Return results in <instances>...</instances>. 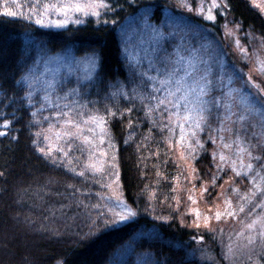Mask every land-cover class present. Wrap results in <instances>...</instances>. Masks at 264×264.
<instances>
[{
	"label": "trees",
	"instance_id": "obj_1",
	"mask_svg": "<svg viewBox=\"0 0 264 264\" xmlns=\"http://www.w3.org/2000/svg\"><path fill=\"white\" fill-rule=\"evenodd\" d=\"M173 1L106 0L109 7L100 9L98 17L88 15L79 23L50 28L20 14L24 4L32 5L35 0H17L21 3L18 9L9 0H0V113L4 114L0 124L3 119L12 121L7 134L0 136V264H108L132 239L136 229L153 232L151 236L140 235L131 249L152 256L154 264L177 262L183 257L185 264H214L218 260L217 233L201 226L182 225L170 209L180 182L181 165L167 160L168 142L157 133L162 127L157 121L159 113L146 114V100L142 103L128 92L124 96L118 91L123 90L129 78L120 27L126 20L139 17L142 6L150 7L151 17L159 22ZM5 6L19 15H3ZM215 17L212 21L198 18V23L219 37L224 23L230 20L242 32L258 34L264 45V15L248 0H221ZM34 45L51 52L70 49L78 56L96 54L97 68L88 90L96 98V107L116 113L106 125L115 145L120 194L137 213L130 221L105 226L115 218L113 212L99 213L93 190L82 176L39 153L32 143L31 109L24 104L25 87L16 81L30 68ZM229 56L246 72L247 66L236 54ZM251 77L255 84L264 87V75ZM249 89H253L252 85ZM143 90L149 94L146 87ZM212 96H221V92L214 90ZM127 108H132V112L124 111ZM232 111L234 114L224 119L226 112L221 101L219 108L212 107V116L202 125L203 131L197 130L196 137L186 134L195 151L186 148L194 173L185 185L207 208L219 199L222 185L248 187L243 176L235 178L231 169L217 159L219 152L238 158L233 142L236 133L253 157H264V145L257 143L264 137L260 117L241 122L237 109ZM221 120L226 129L223 132ZM166 138L169 140V136ZM196 139L200 144L195 143ZM225 143L232 147L224 148ZM256 163L261 167L264 159ZM150 198L161 205L156 211L149 209ZM164 206L169 209L164 211ZM133 223L135 228L127 226ZM186 249L193 250L195 256L188 257ZM257 254L264 261V245Z\"/></svg>",
	"mask_w": 264,
	"mask_h": 264
},
{
	"label": "rangeland",
	"instance_id": "obj_2",
	"mask_svg": "<svg viewBox=\"0 0 264 264\" xmlns=\"http://www.w3.org/2000/svg\"><path fill=\"white\" fill-rule=\"evenodd\" d=\"M248 1L264 15V0ZM9 2L13 3V0H9ZM44 2L45 0H41V4ZM183 2L191 4L192 11H189L186 7H180L179 5ZM215 2L219 5L221 0H215ZM212 3L213 0H174L173 4H171V9L166 8L164 10L159 22L153 20L151 12L126 20L119 29L121 49L128 66L129 74L126 84L122 86L123 90L138 99L139 97L137 94H142L145 97L150 94L163 96V92L153 93L152 89L147 86L151 84V81H147V78L142 77L140 73L147 71L149 75H157L155 68H149V59L155 61L156 67H162L163 65L160 63L161 58L169 54L174 55V49L179 46L182 50V55L187 54L184 50L191 48L199 49L200 52L203 53L202 59L209 60L214 77L223 76V83L227 85V87H220L219 83H216L214 80V90L221 92V95L226 92L228 88H239L244 92H248V88L251 87V84L247 83L248 77L251 75H264L258 70V65L256 64L257 56H259L261 60H264V46H262V40L256 33L242 32L240 27H237V24L230 20L224 23L222 34L219 35V37L213 34L207 27L201 26L200 22L198 23V18L202 17L204 19V16L197 13V7L202 5L204 14L206 15ZM19 4L21 5V3ZM30 6L31 5L24 4L20 8V14L28 18ZM172 9L175 10V12H173ZM215 9L216 8L212 9V14L214 16ZM84 17L86 16L81 13H70L67 22L82 21ZM37 18L36 16L32 17L34 22ZM48 19L55 21L63 20L64 17L56 13H51L46 17V21ZM146 23L155 26L165 33V36L159 39V43H157L158 38L154 37L150 29L146 27ZM39 26L50 28L62 27V25L55 26L51 24ZM229 30H232L231 34H229ZM237 40L239 41L238 45L236 43ZM226 45L228 48H225ZM241 48H243L244 51H241ZM154 49L156 51H154ZM33 53L30 67L34 69L38 80L36 84L33 85L32 89L28 88L27 83H21L25 87V92L32 91L33 104L29 105L26 98H23V100L24 104L28 105L31 109V127L34 133V140L37 141L35 144L36 148H44L47 151V149L51 147L52 151L50 153L46 154L40 151L39 153H42L53 162L64 165L79 175L82 171L84 172L82 179L89 184L93 190V197L96 199L95 207L99 210L100 214L113 211L119 212L120 209L115 206L116 200L113 193L119 195L123 203H126L119 191L115 145L111 139L107 125L105 124L103 131L91 124L87 126L82 125L84 129L83 135L89 136L94 141L91 146L85 144L82 139L73 137L62 136L57 139L55 134V129L60 128L61 117H57L53 115V113L57 111H66L67 109H65L63 105L68 101H76L77 104L81 105L82 107L75 109V111H82L85 113V116L91 111L105 116V121L110 117L105 115L106 109L102 110L94 105L97 103L95 100L96 98L89 94L88 89L92 88L90 83H93L95 72L91 79H83L87 73V69L84 68L83 62L86 61L91 54L78 56L70 49L60 52H51L46 51L42 45L34 48ZM230 54H236V56L241 59L242 63L247 66L246 72L232 62L229 56ZM53 58H59V60L54 61ZM46 61L51 62L46 63ZM76 61H81V64L77 66ZM69 64L73 68L71 74H69L68 68L66 67V65ZM221 64L224 66L223 73L220 71ZM200 67L202 69L203 65L201 64ZM54 74L55 80L59 83V86L56 87L55 91L48 92L51 102H47L44 100L45 90H47L46 82L53 80ZM241 74H243L242 79ZM229 75L233 76L232 84H228ZM157 86L159 85L157 84ZM144 87L148 89L149 94L143 90ZM72 88H79L80 95H69L67 101L56 99L57 95L63 97L64 94ZM252 90L255 89L253 88ZM145 100L147 104L155 103V101L150 102L147 99ZM56 104H60V108H56ZM41 105H44V107L41 108ZM165 107L166 106H161V110L158 112L159 114H157V121L162 126L157 133L160 136L162 135L163 141L168 142V148L166 149L167 160L177 163L178 166V162H180L181 165V167L179 166L181 178L179 179L180 182H177L178 188L174 192V205L170 207L171 211L178 216L177 218H180L182 225L195 227L196 223H199L201 227L212 229L217 233L219 246L218 260L214 262V264H264V261L259 258L257 254L258 248L264 245V241H261L258 236L259 226L254 230L257 236L255 241L251 244L248 243L247 239L250 230L244 228L245 223H250L256 216L264 214V206H262L260 208H255V212H253L252 216L248 215L252 208L255 207L254 200H257L256 204H260L261 201H264V195L257 193L256 197L249 203H245L240 199V197L244 196L246 193L250 194V189L254 191L252 187L253 177L259 180V176H256V173L260 172L261 175H264L263 169L259 167L256 160L253 159L249 161L248 156L245 155L243 156L244 164L246 165L249 162L253 163V169L245 173L241 168L240 159L227 156L223 153L227 158L225 161H221L223 165H227L231 169L235 178L237 177L235 172H241V176L246 179L248 187L240 188L235 184L222 185V187L219 188V199L214 203V206L207 208L204 204L202 205L197 199L198 197L190 191L187 185H185V182H187L194 173V168L189 163L190 153L186 151L188 142L183 144L180 143V129L178 126L175 127L174 133L169 132L168 128L164 127L165 119H167L166 117L168 115V113L164 111ZM233 109L235 110V108ZM33 113H36V115L33 116ZM50 124L54 125V129L51 132L48 131ZM88 127L95 128V131L89 133L87 131ZM187 127L188 125L186 124L185 128L187 129ZM65 130H70V126H65ZM36 133H41V135L37 136ZM45 134L49 136V140L44 139ZM101 136L104 138L102 144L100 143ZM167 136H169V140L166 138ZM69 144L72 146L68 147ZM92 152H95L94 156H91ZM102 152L107 153V155L102 156ZM181 153H183V158H181ZM220 154L221 152L217 154V159L219 161ZM90 159L95 161L98 166L102 167V171L94 172L91 168L86 167ZM232 161H236L235 169H233ZM109 185H111V187H109ZM260 186L261 190L264 191V182H261ZM101 188H104V190L99 191ZM189 196H191L192 199H189ZM226 199L231 201L230 205L225 204ZM193 200H195V203H193ZM148 204L150 205L149 209L154 211L157 210L158 205L161 206L160 203L158 204L152 198L148 200ZM241 204H244L245 207L243 213H239L238 211ZM193 208L198 209L201 213L199 221L196 220L195 212L190 211V209ZM163 209L165 211L168 210L169 207L164 206ZM226 209L227 211L236 210L238 214L234 216H227L225 214L222 215L219 220L215 219V213L217 211L223 213ZM204 216L210 217L208 226H205L203 223ZM241 229H244V231L241 232ZM147 232H143V235L151 236L153 234V232ZM237 233H240V235H237ZM139 236L140 235L132 237L127 244L121 246L117 254L114 255V259H111L108 264H154L152 256L132 251L131 244H133ZM229 248L232 249L231 252H229ZM189 253H191V255H189ZM186 254L188 257L195 256L193 250L190 251L186 249ZM197 255L202 256L201 253H197Z\"/></svg>",
	"mask_w": 264,
	"mask_h": 264
},
{
	"label": "snow or ice",
	"instance_id": "obj_3",
	"mask_svg": "<svg viewBox=\"0 0 264 264\" xmlns=\"http://www.w3.org/2000/svg\"><path fill=\"white\" fill-rule=\"evenodd\" d=\"M13 3H15L16 7H21V5L17 2V0H13ZM180 7L184 8L186 7L189 11H192L191 4H188L186 2H183L179 5ZM109 7V4L106 3V0H45L43 4H41V0H35V2L30 6L29 15L28 18L32 19L33 16L38 17L35 20V23L38 25H46L51 24L55 26H61L65 23H67L70 13H81L85 16L91 15V16H99L100 15V9H106ZM219 5L213 0V3L208 9V13L205 15L203 11V7L198 6L197 7V13L199 15H203L204 19L206 20H215L216 17L212 14V9L217 8ZM151 11L150 7L142 6L140 8L141 15H145ZM51 13H56L59 15H62L64 17L63 20H51L48 19L46 21V17H48ZM2 14L6 16H17L19 15L18 12L13 11L10 7L5 6L2 9ZM79 23L80 21H76ZM115 23V22H114ZM146 27L150 29L152 35L157 39V43H159V39H162L165 36V33L161 31L160 29L156 28L155 26L148 25L146 23ZM237 27H239L237 25ZM232 30H229V34H231ZM237 45L239 44V41H236ZM264 46V45H262ZM241 51H244L243 48L240 49ZM154 51H156L154 49ZM181 48L177 46L174 49V55L169 54L168 56H164L161 58L160 63L163 65L162 67H156L155 61L152 59H149V68H155V71L157 75H149L147 71L141 72L140 75L142 77H146L147 81H151V84H148L147 86L152 89L153 93H160L163 92V96H157L154 94H150L147 97H145L142 94H137L141 102L145 99L151 101H155L154 104L149 103L145 105L146 108V114L152 115L153 113L160 112L161 106H166L164 108V111L168 113L167 120L169 121L168 125H164V127L168 128L169 132L174 133L175 127H179L180 129V137L179 141L180 143H187L189 140V136L186 135L187 133H190L191 137H196L197 130L203 131L202 125H205L208 123L212 116V107L215 106L216 108H219L221 105V101H223V106L225 108L226 116L224 119H228L231 117L233 113V108H236L239 112L238 115V121H246L250 117L254 118L256 116L260 117L261 120V127L264 128V87H261L260 85L255 84L252 81V77H248V84L252 85V88H255V92L251 91L249 89L248 92H244L239 88H228V90L224 93H222L221 96H212V93L215 88L214 80L216 83H219L220 87L224 88L227 87L223 83V76L221 77H214L212 67L209 63V60L202 59L203 53L200 52L197 48H191L184 50L187 52L186 55L181 54ZM97 56L95 53L88 56L87 60L83 62L84 68L87 69L86 75L83 77V79H91L93 73L95 72L97 68ZM54 61H58L59 58H53ZM51 61H46V63ZM77 66L81 64V61H76ZM203 65V68L201 69L200 65ZM256 64L258 65V70L264 74V60H261L259 56L256 58ZM68 68L69 74L73 72L72 66L66 65ZM47 70V69H46ZM220 71L221 73L224 72V66L220 65ZM2 75V74H0ZM38 80V77L35 75L34 69L29 68L28 72L23 74L19 80L16 81L17 84H21V82L27 83L28 88L32 89L33 85L36 84ZM79 82V78H78ZM233 82V76H228V84H232ZM264 83V81H262ZM157 84L159 86H157ZM59 86V83L55 80V74L54 78L51 81L46 82V89L44 100L47 102H51V98L48 94L49 91H55L56 87ZM121 95L127 96L126 92H123L122 89L118 90ZM135 91V90H134ZM69 95H80V89L79 88H72L69 89L68 92L64 94L63 97L57 95V100H65L67 101V97ZM115 96L116 93H113ZM24 98L27 99L28 104H33L32 99V91H26L24 92ZM2 102V101H0ZM71 105V106H70ZM44 105H41V108H43ZM56 108H60V104L55 105ZM63 107L67 109L66 111H57L54 112L53 115L57 117H61V125L59 129H55V134L57 139L63 137H73L77 139H82L83 142L89 146H91L94 141L89 136L83 135V127L87 126L89 124L94 125L96 128H100L102 131L104 129V126L106 124L105 116L100 115L97 112H89L85 116V113L82 111H75L77 108H81L82 106L77 104L76 101H68L64 103ZM124 111H127L129 113L132 112V108H127ZM116 113L113 112L111 109H107L105 112L106 116H114ZM4 114L0 113V117H2ZM36 113H33V116H35ZM123 115V113H121ZM224 121L221 120V128L220 131L223 132L226 129L223 127ZM12 124V121L9 119H3V123L0 124V136H4L7 134V130ZM188 125L187 129L185 128V125ZM65 126H70V130H65ZM54 129V125L50 124L48 131L51 132ZM87 131L89 133H93L95 131V128L88 127ZM227 131L231 132V129H227ZM37 136H40L41 133H36ZM45 140H49V136L47 134L44 135ZM223 139V137H221ZM104 142L103 136L100 137V143L102 144ZM215 143V140H213ZM237 147H236V154L238 158H240L241 162V168L242 170L247 173L250 172L253 169V163L249 162L246 165L243 162V156L246 154L249 158V161L256 160L257 162L264 159V157L257 156L253 157L252 152L249 150V148L245 147L243 145L242 138L236 134L235 140L233 141ZM33 144H36L37 141L33 140ZM195 143L198 145L200 144L199 139H196ZM258 145H264V137L260 141L257 142ZM72 145L69 144L68 147H71ZM187 147L191 148L193 151H195V147L191 143H187ZM224 148H231V143H225L223 145ZM255 147V146H253ZM38 151L42 153H50L52 151L51 147L47 149V151L44 148H38ZM67 155V153H66ZM95 152L91 153V156H94ZM107 155V153L102 152V156ZM181 158H183V153H181ZM227 158L223 153L220 154V161H225ZM236 161H232L233 169H235ZM86 167L91 168L92 171H102V167L98 166L97 163L93 160H89V162L86 164ZM220 165H218V168ZM261 168L264 169V164H261ZM241 172H235V175L237 177L241 176ZM81 176L84 175V172L82 171L80 173ZM256 176H259V180H256L255 177H253V189H250L249 193H246L244 196L240 197L241 200H243L245 203H249L253 200L254 197H256L257 193H261V195H264V191L261 190V182H264V175H261L260 172L256 173ZM213 183H215V177H213ZM111 187V185H109ZM175 190V189H174ZM204 191H207V188H204ZM115 200H116V207L120 209L119 212L113 211L114 219H109L105 226L108 224H117L120 222H127L130 221L133 217L137 215L135 211H133L130 207H128L126 204L123 203L119 195L116 193H113ZM189 199H192L191 196L188 197ZM193 203H195V200H193ZM226 205H230V200H225ZM264 206V201H261L260 204H256L254 208L248 213L249 216H252L253 212H255V208H260ZM112 211V210H110ZM190 211L195 212L196 220L199 221L201 218V213L198 209H190ZM239 213H243L245 211L244 204H241L239 207ZM227 216H234L238 214L236 210L220 212L217 211L215 213V219L219 220L222 215ZM210 217L204 216L203 223L205 226H208ZM128 227L135 228V224H129ZM197 228L200 227L199 223H196L195 225ZM257 226H259V233L258 236L261 239V241H264V214H261L259 216H256L254 219L251 220L250 223H245L244 228L250 230L248 235V243L251 244L255 241L257 233L254 231ZM244 229H241V232H243ZM144 233L136 229V231L133 232V237L137 235H143ZM237 235H240V233H237ZM202 240L203 237H200ZM232 249L229 248V252H231ZM191 255V253H189ZM186 257L181 258L180 261L177 262H167V264H185ZM158 264H164V262H158Z\"/></svg>",
	"mask_w": 264,
	"mask_h": 264
}]
</instances>
